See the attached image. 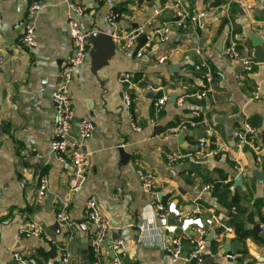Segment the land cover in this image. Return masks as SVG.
<instances>
[{
  "label": "crops",
  "instance_id": "0c3cea01",
  "mask_svg": "<svg viewBox=\"0 0 264 264\" xmlns=\"http://www.w3.org/2000/svg\"><path fill=\"white\" fill-rule=\"evenodd\" d=\"M177 1L189 11H205V27L181 29L170 24L168 38L153 39L138 57V48L151 33L171 23V5ZM223 2L225 5L215 7L210 0H114L111 4L100 0H0V50L4 57L0 68V264L18 262L15 252L22 254L26 264H60L64 249L72 255L70 264H83L81 239L94 231L84 214L90 198L110 224L102 264L112 259L113 237L126 246L121 264H172L166 254L171 240L182 234L192 237L193 228L212 214L222 215L226 224L230 219L241 222L247 235L238 239L235 230L222 234L220 226L209 227L204 260L209 256L210 264H264V153H256L264 144V63L254 59L250 39V35L259 38L264 51V0ZM33 3L41 8L31 14ZM77 7L83 9L79 17L74 13ZM157 9L160 13L155 15ZM111 12L116 15L114 24L107 20ZM70 15L86 32L111 35L140 28L141 36L145 34L127 50L115 46L107 65L94 72L89 43L87 58L73 75L70 95L76 120L70 135L77 136L80 119L90 120L94 131L84 142L89 154L87 180L72 193L68 191L71 167L58 160L50 148L55 124L52 92L60 66L72 51ZM28 23L35 28L33 49L20 43ZM230 42L257 63L251 71L227 58L225 49ZM206 71L211 74L210 83L202 77ZM122 73L131 74L129 83L119 81ZM202 91L206 96L198 97ZM125 94L133 99L128 110ZM162 94L168 99L156 113L154 103ZM193 120L196 126L191 127ZM246 123L255 128V134L240 149L233 132ZM200 138L207 140L210 149L228 147L239 164L223 152L193 162L201 165L199 169L192 168V162L167 164L172 152L201 151ZM119 148L131 158L123 160ZM135 159L157 178L155 196L143 187ZM255 171L262 174L261 181ZM239 174L241 185L235 186ZM41 176L48 179V192L55 196L50 209L46 198L40 201L37 197ZM206 185L209 190L204 189ZM224 186L228 191L221 200ZM61 197H69L76 233L73 240H68L56 223ZM233 197L238 208L231 205ZM153 202L163 204L175 224L156 217ZM195 206L202 210L199 218L185 219ZM82 220L86 232L78 226ZM26 221L41 225L55 244L42 237L24 236L20 229ZM137 222H142V227ZM258 224L263 227L260 233L254 231ZM55 225L59 232L53 230ZM141 228L145 230L143 239L139 238ZM235 243L242 246L233 253ZM185 246L187 253L188 239L184 250ZM89 264H94L90 250ZM177 264L198 263L182 260Z\"/></svg>",
  "mask_w": 264,
  "mask_h": 264
},
{
  "label": "built area",
  "instance_id": "2783aa9c",
  "mask_svg": "<svg viewBox=\"0 0 264 264\" xmlns=\"http://www.w3.org/2000/svg\"><path fill=\"white\" fill-rule=\"evenodd\" d=\"M108 4H111L114 0H100ZM212 5L219 7L220 5H225L223 0H210ZM41 8V5L38 3H33L30 7V13L34 14ZM171 8L174 11V18L171 23H164L159 29L154 30L148 39L138 48L137 56H142L147 49L150 47L153 39L160 41L166 40L170 32V24L177 28H186L188 26H196L199 29L205 27V18L206 12L202 10L189 11L187 10L182 3L175 2L171 5ZM247 8L251 9V5L247 4ZM74 13L77 17L83 15L82 8H75ZM160 10L155 11V15H158ZM116 15L114 12H111L107 16V20L114 24ZM69 25V36L72 41V51L70 57L61 64L58 81L52 92V101L55 111V124H54V134L53 139L50 144L51 151L55 154L58 160L67 161L71 167V177L68 191L69 193L79 191L85 184L88 177L89 169V154L84 149V142L93 134L94 127L90 120L80 119L78 121V130L77 136L72 137L70 135V130L72 124L75 122L76 117L72 107V100L70 95V84L73 79L75 71L85 62L88 51H89V40L88 34L81 29L79 21L76 17L72 15L68 18ZM2 28V16L0 8V30ZM143 33L142 29H136L129 32H115L111 34L112 41L115 46L120 50H127L133 47L138 41L139 37ZM20 43L22 46L33 49L36 46L35 40V28L32 24L28 23L20 37ZM196 53H200L199 50H196ZM225 55L227 58L236 64H239L245 71L249 72L253 69L257 63L246 56H244L241 51L238 49V46L234 42L230 44L225 49ZM163 58L159 59V62H163ZM4 57L0 50V68L3 65ZM206 83H210L212 78L211 74L206 71L202 75ZM131 80L130 73H122L119 76V81L121 83H129ZM150 89V88H149ZM254 98L258 99L259 94L255 92ZM206 92L202 91L198 94V97H205ZM124 105L128 110L132 104L133 99L130 95H124ZM168 97L164 94L156 98L154 103L155 112L159 113L162 110L163 105L167 101ZM179 101H182L180 99ZM196 115H198L196 113ZM189 125L191 127L196 126V121H190ZM134 129L139 131L140 128L134 126ZM255 128L250 124H244V126L233 132V137L236 140V146L238 148H243L249 144V139L251 136H254ZM199 147L202 149L199 152L195 151H176L172 152L167 156V164H175L178 162H202L208 157L217 155L221 152L229 154V158L234 161L236 164H239V160L234 157L228 147H218L217 149H210L208 147V142L204 138L198 140ZM259 155L264 153V144L263 146L256 151ZM135 164H137V174L144 188H146L151 195L155 196L156 191L154 187L157 184V178L154 174L149 171H146L140 161L135 159ZM241 170L240 167L237 168ZM205 190L210 189V185L204 186ZM48 193V179L45 176H41L39 179V186L37 197L38 200L44 201L46 194ZM152 208L154 214L158 218H168L171 213L166 209V207L159 203L153 202ZM202 213L200 207L195 206L189 214L185 216L187 220L198 219L199 215ZM84 214L86 220L93 226L94 231L89 236L88 245L91 257L94 261V264L101 263L102 247L105 243L109 231L110 224L107 218L101 213L96 202L90 198L86 201ZM57 225L66 232L67 239L73 240L76 238L75 233V223L71 217L69 211V197L59 198L58 209L55 215ZM214 225L220 226L222 228V234H228L234 231V227L231 224H226L224 222V217L219 214H212L210 217L205 218L203 223L197 225L193 228L194 235L192 237L187 235H179L174 237L171 242L166 247V254L172 264H177L180 261H185L187 263H198L202 264L204 260V252L207 243V232L208 228ZM142 227V225L140 226ZM20 232L26 237H42L50 244H55V240L48 234L44 232V229L41 225L26 221L23 227L20 229ZM145 237V230L141 228L139 238L143 239ZM189 241V250L186 253L185 258H182L184 252V242ZM112 251L114 253V258H112L107 264H121L120 261L123 257L126 256V246L123 240H115L112 244ZM13 257L18 263L26 264L23 260L22 254L15 252ZM231 260L235 259L234 255H227ZM72 255L64 249L61 256L60 264H70Z\"/></svg>",
  "mask_w": 264,
  "mask_h": 264
},
{
  "label": "water",
  "instance_id": "95a60500",
  "mask_svg": "<svg viewBox=\"0 0 264 264\" xmlns=\"http://www.w3.org/2000/svg\"><path fill=\"white\" fill-rule=\"evenodd\" d=\"M143 38H145V34H143L140 38L139 41H141ZM250 39L252 40L253 43V47H254V52H253V57L256 60V62L258 63H264V51L262 49V41L257 38L256 36H252L250 35ZM88 40L89 43L91 45V49L89 52L91 61H92V66H93V72L101 69L103 66L107 65L108 60L110 59V57L114 54L115 51V44L112 41L111 35L104 33V32H100V31H94V32H89L88 34ZM222 42L219 43V46L217 47L218 49L220 48ZM217 119V117H216ZM217 120H220L219 122L224 124L225 123V119L224 121H222V118H218ZM119 152H121L122 154V159L123 160H127L131 158L130 154H126L123 149L119 148ZM125 156H124V155ZM192 168H201V165L199 164H195L192 162L191 164ZM255 177L258 180H262V174L255 171L254 173ZM241 181H242V174H239L236 178H235V186H240L241 185ZM54 194L48 192L46 194V207L48 209L51 208L53 200H54ZM169 224H175V221L171 218L167 219ZM142 222H137V225H142ZM78 226L81 228V230L83 232H86V224L85 221L82 220L80 222H78ZM177 226L181 227L182 224L178 223ZM263 227L261 226V224H258L255 226L254 231L256 232H262ZM53 230H55L56 232H59V227L57 225H55L53 227ZM262 238L264 239V232H262L261 234ZM88 236H83V238L81 239V261L83 264H89V245H88ZM113 240H116V237H113ZM113 244V243H112ZM242 246V244L240 243H235L232 245V252L236 253L237 249H240ZM188 249V246H185V250L182 254V258L184 259L186 256V250ZM55 254V252H53ZM111 258H114V253L113 251H111ZM264 260H262L263 262ZM15 264H19L18 262H15ZM203 264H210V257H206L205 260L203 261Z\"/></svg>",
  "mask_w": 264,
  "mask_h": 264
},
{
  "label": "trees",
  "instance_id": "16d2710c",
  "mask_svg": "<svg viewBox=\"0 0 264 264\" xmlns=\"http://www.w3.org/2000/svg\"><path fill=\"white\" fill-rule=\"evenodd\" d=\"M225 188L222 190L221 195L219 196V199L221 198H225V195L227 194L228 188L226 186H224ZM214 191H218L217 189L218 186H214L213 187ZM222 200V199H221ZM231 205L235 206L236 208V201H235V197H233L232 201H231ZM230 224L234 227L235 233L237 234V238L238 239H244L247 235L246 231L243 229V224L235 219H230Z\"/></svg>",
  "mask_w": 264,
  "mask_h": 264
}]
</instances>
